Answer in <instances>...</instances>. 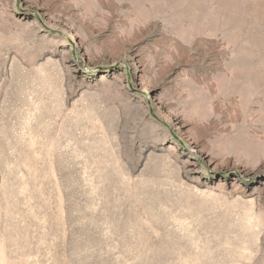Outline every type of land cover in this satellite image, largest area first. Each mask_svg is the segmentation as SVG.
<instances>
[{
    "label": "rangeland",
    "instance_id": "obj_1",
    "mask_svg": "<svg viewBox=\"0 0 264 264\" xmlns=\"http://www.w3.org/2000/svg\"><path fill=\"white\" fill-rule=\"evenodd\" d=\"M0 264H264V0H0Z\"/></svg>",
    "mask_w": 264,
    "mask_h": 264
}]
</instances>
